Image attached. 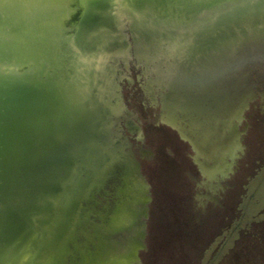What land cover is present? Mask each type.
Segmentation results:
<instances>
[{"label": "water", "instance_id": "obj_1", "mask_svg": "<svg viewBox=\"0 0 264 264\" xmlns=\"http://www.w3.org/2000/svg\"><path fill=\"white\" fill-rule=\"evenodd\" d=\"M76 1L73 30L51 45L76 65L0 61V264H56L79 231L104 251L88 264L139 263L150 188L124 129L130 66L209 75L232 106L254 95L251 79L264 85V0ZM93 43L104 51L87 62Z\"/></svg>", "mask_w": 264, "mask_h": 264}, {"label": "flooded vegetation", "instance_id": "obj_2", "mask_svg": "<svg viewBox=\"0 0 264 264\" xmlns=\"http://www.w3.org/2000/svg\"><path fill=\"white\" fill-rule=\"evenodd\" d=\"M144 71L130 66L136 77L124 79L122 88L138 86L124 101L131 112L124 129L150 188L146 248L135 264H143L141 254L164 255L168 264H220L240 238L264 239V85L251 79L254 95L232 106L221 93L216 98L209 75L158 76L151 63ZM156 79L176 83L157 88ZM164 168L179 187L167 195L159 218ZM155 244L173 248L157 252ZM187 244L197 251H186Z\"/></svg>", "mask_w": 264, "mask_h": 264}, {"label": "rangeland", "instance_id": "obj_3", "mask_svg": "<svg viewBox=\"0 0 264 264\" xmlns=\"http://www.w3.org/2000/svg\"><path fill=\"white\" fill-rule=\"evenodd\" d=\"M67 1H71L70 6L72 8L78 7L77 5H79L76 0ZM74 16L75 15H72L70 17H66L65 19H54L47 13L45 15L35 16L32 19V24L36 25L38 29L32 28L30 24H26L24 27H7L6 31H8L9 33H12V30L16 29L12 34L18 35L20 37L16 44L17 47H21V50L16 55V59L12 54L7 55L6 52L0 50V61H2L3 63L18 61L21 65L20 68L23 70L17 71L18 73H22L26 70H29V72L31 73L38 72V70L41 69L43 63L42 65L38 66V64L35 62H37L38 60L40 62H43L45 61L44 59H46L47 62H52L51 65L57 71L59 70L57 68L58 64L62 66H66V63H68V66L76 65L77 56L71 49L68 48V45L66 46V44H64L65 46H63V48H57V46H54L55 49L51 47V45L55 43V40L54 42L52 41L53 39H57L59 36L66 37L65 35L73 30L74 26H70L69 24L70 20H72ZM14 23L16 22L14 21ZM13 39L15 38L13 37ZM100 45L101 43H93L89 47H86L85 50L80 53L81 55L86 57L85 59L87 62L90 61V58H93L94 61L95 59L98 60L99 58H101V53L104 51V49L100 47ZM27 66L29 68H27ZM171 68L173 69V67ZM126 73V70L121 67L118 76ZM136 74L137 73L133 72L127 75L125 79L134 80ZM120 84L121 89L125 87L124 80ZM131 88H133L136 92L138 90V86L136 84L132 85V87H129V89H127L126 87L124 90H122L124 101L125 99H128ZM158 174L159 185L157 190V204L160 210L158 217L162 218L163 214L161 210L164 208V203L166 202L167 195L170 193H174L179 187V183L176 181L171 170L167 168L159 170ZM197 246L202 248L205 245L203 243H200L197 244ZM154 248L157 252H166L168 249L173 248V246L166 244H155ZM184 249L188 252L197 251L196 247H192V245L189 244L185 245ZM141 251L142 250H140L138 253H140ZM103 253L104 251L101 250L100 246L96 242H94L89 235H82L79 231L77 234V238L70 245L69 250H66V252L60 255L56 264H88L92 262L91 259L93 257L101 256ZM246 253H248V255H246ZM139 257H141V261L143 264H168V260L164 255H157L154 259L142 256V254ZM220 264H264V239H252L251 237L247 239L240 238L233 246L231 255L223 258Z\"/></svg>", "mask_w": 264, "mask_h": 264}, {"label": "bare ground", "instance_id": "obj_4", "mask_svg": "<svg viewBox=\"0 0 264 264\" xmlns=\"http://www.w3.org/2000/svg\"><path fill=\"white\" fill-rule=\"evenodd\" d=\"M70 2H68L67 0H0V50L6 52L7 55L12 54L16 59V55L21 50V47H17L16 44L20 37L18 35L12 34L16 29L12 30V33H9L8 31H6L7 27H24L26 24H30L32 28L38 29L36 25L32 24V19L35 16L45 15L47 13L54 19H65L66 17L75 15L78 12V8H72L70 6ZM14 21L16 23H14ZM13 37L15 39H13ZM35 63H37L39 66L44 62H40L38 60ZM6 65H8L9 67H14V65H16L15 67H17L18 69H20L21 66L18 61H13ZM64 67L65 66H62L60 64L57 65L58 69L64 70ZM27 68L29 67L27 66ZM17 71L23 70L20 69ZM64 71L66 72V70Z\"/></svg>", "mask_w": 264, "mask_h": 264}]
</instances>
